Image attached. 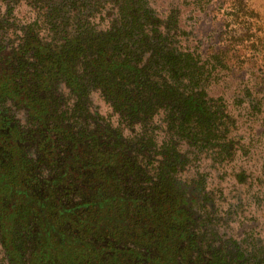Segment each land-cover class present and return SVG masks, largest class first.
<instances>
[{
	"label": "trees",
	"instance_id": "16d2710c",
	"mask_svg": "<svg viewBox=\"0 0 264 264\" xmlns=\"http://www.w3.org/2000/svg\"><path fill=\"white\" fill-rule=\"evenodd\" d=\"M216 1L0 0L7 264H264V241L228 234L229 214L211 201L224 210L225 189L209 191L194 166L228 164L243 141L264 149V31L254 35L248 0ZM185 6L221 11L233 36L251 31L232 93L220 74L234 57L219 44L195 53L178 27ZM16 10L30 19L13 20ZM239 114L248 134L235 137Z\"/></svg>",
	"mask_w": 264,
	"mask_h": 264
},
{
	"label": "rangeland",
	"instance_id": "374dc122",
	"mask_svg": "<svg viewBox=\"0 0 264 264\" xmlns=\"http://www.w3.org/2000/svg\"><path fill=\"white\" fill-rule=\"evenodd\" d=\"M221 2V0L216 1L213 4V6H215L214 9H217L218 6L219 9H223L224 7H226L221 6ZM247 4L250 5V7L254 8L252 9L253 12H251V22L253 21L254 25L260 27L259 34L256 32L253 33L255 36H262L260 33H263L264 31V0H248ZM186 6L179 10L178 27L182 28L187 33L189 32V36L188 39H186V42L189 43V40H191V43L195 48V53L200 54L203 53L202 51H207L206 54L209 55V53L213 51V48H215V46L219 44L226 50L225 57H234L232 59L234 62H242L239 47L249 44V42L242 41V37L246 36L245 38L250 41L251 31H249L248 29L244 31L241 27L239 30L242 31V34H245L240 37L242 34H238L235 32L233 36L232 30L234 29V26L229 24V27L227 29L223 26V20L225 21V17H222L221 11L217 13L213 10H210L211 12H208V14L202 15L201 13L190 11V8ZM250 7H248V9ZM238 11L240 10L238 9ZM247 11L248 10L246 7L244 14ZM14 14L15 15H12L11 17L13 20L28 21L30 19V15L26 11L20 10L18 11V14L16 12ZM253 15L255 16L253 17ZM212 17L215 20L210 21ZM244 18L245 19L243 20L245 21V23L249 25L248 21L250 16H244ZM259 21H261L262 24L259 25ZM182 44L186 45V43ZM255 45H257V49L264 50V47H262L261 44L259 45L258 43H256ZM262 58L264 60V57ZM237 62H235L234 64H228L226 63V61H224V67L226 70H224L222 74H220V80L222 81L221 85L227 90L228 88L231 89L232 86L231 83L230 85H227V81H229L230 77H232L234 73L236 74V72L241 67ZM258 63L259 61H257L255 68H258ZM242 71H239V73H242ZM247 73L250 74L252 72L248 69ZM262 75H264V73H262ZM241 84L245 88L248 87L245 82H239L238 85ZM255 89H258V87ZM230 91L231 90H228L224 94L227 95L230 93ZM234 94H237L236 90L233 91V95ZM231 97L232 96L227 98L226 101H231ZM94 109L95 106L94 103H92V110ZM104 112H106V108L101 107L100 113L102 114ZM106 116H108V114H105L104 118H106ZM239 118V121H236L241 127H237L238 132L235 133V137H242L248 134V132L245 131L249 127L247 124L248 122L245 121V117L242 116V114H239ZM243 142L244 146L243 144L241 145L242 147L240 149V152L235 155L233 161L231 160L230 162H228V164L222 163L220 166H214L210 168L206 161H200L194 163V166L203 177L204 182L207 183L209 191H213L214 185L217 186L218 189H220V187L222 189H225L224 195H226V200L222 203H226L224 210H222L220 206H217L219 203H221L222 200L218 195L215 194V197H213V199L211 198V201L213 200V203L215 205H212L215 209L221 212L226 211L229 214L228 220H231L232 222L226 225V227L229 229V231H227L228 234L233 233L238 235L239 233L243 235L241 239H244L246 241H249V239H251L252 237H257L260 240L264 241V220L257 217L258 214L263 217V214L259 213L258 211H260L261 206L264 207V199L262 198L264 192V149H261L259 146L254 149L255 146L252 143L246 144L245 141ZM31 145L34 144L28 139L23 138V142L20 147L21 149L22 147L24 148V152L26 153L27 158H30L28 156L32 155L31 151L29 150ZM229 171L238 173L239 171L241 172L239 173V175L237 174V176H235V179L233 178V181L232 179H230V183H228L226 182L228 180V177H226L224 174L226 173L227 175ZM230 197H233V199H230ZM236 203H238V205ZM242 203L243 205L240 206V204ZM254 209L257 210L255 213L253 212ZM5 256V253L0 248V264H7Z\"/></svg>",
	"mask_w": 264,
	"mask_h": 264
}]
</instances>
